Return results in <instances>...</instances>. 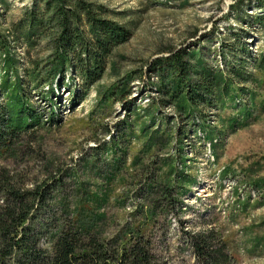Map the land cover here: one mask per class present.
I'll return each mask as SVG.
<instances>
[{"label": "rangeland", "instance_id": "rangeland-1", "mask_svg": "<svg viewBox=\"0 0 264 264\" xmlns=\"http://www.w3.org/2000/svg\"><path fill=\"white\" fill-rule=\"evenodd\" d=\"M93 1L130 36L92 83L67 64L49 76L20 23L33 0H0V175L47 196L32 216L45 256L72 227L120 253L144 237L152 264H200L197 234L264 264V0Z\"/></svg>", "mask_w": 264, "mask_h": 264}, {"label": "trees", "instance_id": "trees-1", "mask_svg": "<svg viewBox=\"0 0 264 264\" xmlns=\"http://www.w3.org/2000/svg\"><path fill=\"white\" fill-rule=\"evenodd\" d=\"M24 19L28 32L40 44L48 57V74L61 68L62 80L66 64L71 73L81 80L96 82L105 71L113 50L128 40L130 31L125 24L118 23L102 4L93 0H33L26 7ZM21 27V26H20ZM14 42L20 38L16 30L10 33ZM36 40L34 42H36ZM174 53L173 68L186 72L188 61ZM63 73V74H62ZM209 72H202L197 83L202 91L210 89L216 80ZM8 111V110H7ZM4 107L0 116V143L4 142L11 120ZM7 113V114H6ZM9 115V116H8ZM7 173V172H6ZM2 172L0 192V264L15 259L18 264H152L153 256L144 237L120 253L112 250L95 235L83 236L72 227L62 231L51 247V256H45L41 245V226L33 227L32 216L37 204L43 205L47 196L41 187L23 190L16 187L11 178ZM193 247L200 264H230L229 255L221 241H214L205 234L193 237Z\"/></svg>", "mask_w": 264, "mask_h": 264}]
</instances>
